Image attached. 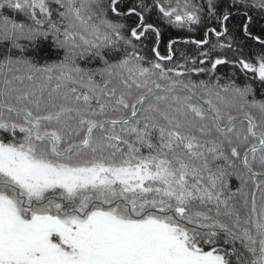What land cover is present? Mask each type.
<instances>
[{
  "label": "snow or ice",
  "instance_id": "1",
  "mask_svg": "<svg viewBox=\"0 0 264 264\" xmlns=\"http://www.w3.org/2000/svg\"><path fill=\"white\" fill-rule=\"evenodd\" d=\"M0 264H264V0H0Z\"/></svg>",
  "mask_w": 264,
  "mask_h": 264
},
{
  "label": "trees",
  "instance_id": "2",
  "mask_svg": "<svg viewBox=\"0 0 264 264\" xmlns=\"http://www.w3.org/2000/svg\"><path fill=\"white\" fill-rule=\"evenodd\" d=\"M162 49H163V45H162Z\"/></svg>",
  "mask_w": 264,
  "mask_h": 264
}]
</instances>
